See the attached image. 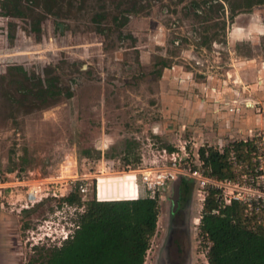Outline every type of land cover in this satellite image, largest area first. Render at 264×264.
Listing matches in <instances>:
<instances>
[{"label":"rangeland","instance_id":"rangeland-1","mask_svg":"<svg viewBox=\"0 0 264 264\" xmlns=\"http://www.w3.org/2000/svg\"><path fill=\"white\" fill-rule=\"evenodd\" d=\"M247 1L0 0V170L32 179L97 178L162 159L163 149L188 153L191 163L198 154L199 164L200 147L222 152L234 140L252 139L251 168L230 157L237 170L245 168L231 180L249 176L264 164V124L257 122L254 102L264 79L258 73L264 68V0L250 7ZM234 27L243 30L233 38ZM243 60L250 61L244 69L238 64ZM52 77L72 95L42 92ZM232 87H248L249 99L240 100ZM215 89L244 103L246 132L221 131L218 108L201 109L206 99L214 103ZM178 180L153 197L158 216L143 264H149L181 190L189 192L197 222L190 223L191 264H209L210 242L200 232L204 200L194 181L186 189ZM94 193L92 185L79 193L75 224ZM64 197L0 209V264H39L40 248L44 253L51 247L41 225Z\"/></svg>","mask_w":264,"mask_h":264},{"label":"trees","instance_id":"trees-1","mask_svg":"<svg viewBox=\"0 0 264 264\" xmlns=\"http://www.w3.org/2000/svg\"><path fill=\"white\" fill-rule=\"evenodd\" d=\"M254 2L248 0L245 6L250 7ZM126 19L125 16L115 25H122ZM54 79L47 80L42 92L70 97L72 91L68 88L64 92ZM254 147L252 139H239L222 152L200 147L199 156L209 175L234 179L245 168L237 170L230 157L247 162L250 167ZM182 183L190 189L189 180L182 179ZM65 199L81 203L78 192L70 193ZM85 205L79 215V226L69 239L60 246L45 249L44 253V248H40L39 264H143L156 228L157 199L139 196L99 200L94 193ZM200 232L210 242L206 253L209 264H264V213L248 215L242 203L236 200L224 203L215 190H209L200 217Z\"/></svg>","mask_w":264,"mask_h":264},{"label":"built area","instance_id":"built-area-1","mask_svg":"<svg viewBox=\"0 0 264 264\" xmlns=\"http://www.w3.org/2000/svg\"><path fill=\"white\" fill-rule=\"evenodd\" d=\"M163 152L162 159L144 161L134 169L135 178L139 176L141 196L153 198L156 192L167 187L169 183L177 179H190L196 183L197 191L203 200L209 190H215L219 199L224 203H230L232 200L242 203L248 215L264 213V164L254 167L249 176L244 179L234 181L228 178L219 179L206 173L202 167L203 161L197 164L198 154L197 162L191 163L192 160L188 153L168 152L165 149ZM93 179L97 181L95 176L87 174H76L62 179H32L14 172L0 170V209L10 206L12 210L13 206L16 207L18 204L16 209L20 210L29 208L45 197L61 196L62 198L73 192L85 193L91 185L95 187ZM61 188L64 190L59 193ZM59 204L55 206L53 215L44 219L41 225L44 229L43 236L48 241L44 244L51 247L60 246L73 235L79 226L72 221L73 210L79 204L66 199H62ZM39 242L43 244L42 241Z\"/></svg>","mask_w":264,"mask_h":264},{"label":"crops","instance_id":"crops-1","mask_svg":"<svg viewBox=\"0 0 264 264\" xmlns=\"http://www.w3.org/2000/svg\"><path fill=\"white\" fill-rule=\"evenodd\" d=\"M242 28L234 27L231 30L230 35L234 38L235 35H238L242 33ZM249 60H243L238 62L240 67L243 69L247 67L250 63ZM252 71V70H251ZM253 72V71H252ZM258 73L261 77H264V68H259ZM247 76H252V73L250 70L247 72ZM230 88V87H229ZM237 88L239 93L240 100L249 99L248 94L249 89L248 87H232ZM247 88V89H246ZM256 87H252V90H254ZM247 90V91H246ZM211 89H208L207 92L210 93ZM256 101L257 102V108L259 110L258 113V120L257 122L259 124H264V79L261 81L260 87H257V93H256ZM214 103H208V100H204V102L201 104V109L204 108L205 110L208 109L210 106H216L218 108L216 115L218 118V125L219 129L223 132L230 131L231 129H239L242 130V132H246V128L249 127V122H242V119H245L241 116L240 112L242 110V107L245 108L244 103H238L239 99L237 101H234V94L229 93V91L224 94L221 93L220 90L215 89L214 90ZM222 99V100H221ZM253 107H256V103L252 105ZM226 108L228 110H220L219 108ZM237 108V112H235L234 108ZM235 118V124L230 125L228 127L225 126V123L229 121L231 122V119ZM251 121V118H250ZM252 122V121H251ZM235 125V126H234ZM231 128V129H230ZM242 138H245L242 136ZM219 141H222L221 138H219ZM136 171L130 170V171H122L118 172L114 175L109 176H97V181H95V196L99 200H110V199H123V198H137L142 195L137 191V185L139 187V184L137 182V177L135 178ZM103 188V189H102ZM102 189V190H101ZM124 191L125 194L123 196H119L118 192ZM141 190V189H140Z\"/></svg>","mask_w":264,"mask_h":264},{"label":"flooded vegetation","instance_id":"flooded-vegetation-1","mask_svg":"<svg viewBox=\"0 0 264 264\" xmlns=\"http://www.w3.org/2000/svg\"><path fill=\"white\" fill-rule=\"evenodd\" d=\"M191 193V192H190ZM191 197L181 190L174 205L171 204L164 234L156 244L149 264H191Z\"/></svg>","mask_w":264,"mask_h":264},{"label":"water","instance_id":"water-1","mask_svg":"<svg viewBox=\"0 0 264 264\" xmlns=\"http://www.w3.org/2000/svg\"><path fill=\"white\" fill-rule=\"evenodd\" d=\"M179 181H181V179H179L178 181H176V184L178 185L179 184ZM176 191V193H178V186H176V189H175ZM177 196H178V194H177Z\"/></svg>","mask_w":264,"mask_h":264}]
</instances>
